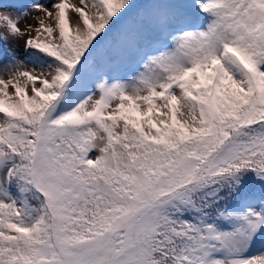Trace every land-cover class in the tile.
<instances>
[{"label":"snow or ice","instance_id":"6c2138e0","mask_svg":"<svg viewBox=\"0 0 264 264\" xmlns=\"http://www.w3.org/2000/svg\"><path fill=\"white\" fill-rule=\"evenodd\" d=\"M0 264H264V0H0Z\"/></svg>","mask_w":264,"mask_h":264},{"label":"rangeland","instance_id":"374dc122","mask_svg":"<svg viewBox=\"0 0 264 264\" xmlns=\"http://www.w3.org/2000/svg\"><path fill=\"white\" fill-rule=\"evenodd\" d=\"M142 1L143 0H141V2ZM42 2L49 3L50 0H42ZM72 2L76 3L77 0H72ZM39 15H41V14L40 13H32V14H30V16L24 22L21 23V25H20L21 29L23 30L26 27V25H28V24L32 25L33 28L37 27L38 26L37 21L32 19V16H39ZM70 15H71V13H70ZM32 35H35V33L33 32ZM27 38L28 37L25 36L24 39H22L18 43H13L11 45V47L17 53L18 57L21 60H24V61L28 62V67H29V69H31L35 62L33 61L32 57L29 55V53H27L25 51V49H24V40H26Z\"/></svg>","mask_w":264,"mask_h":264},{"label":"trees","instance_id":"16d2710c","mask_svg":"<svg viewBox=\"0 0 264 264\" xmlns=\"http://www.w3.org/2000/svg\"><path fill=\"white\" fill-rule=\"evenodd\" d=\"M27 56V55H26Z\"/></svg>","mask_w":264,"mask_h":264}]
</instances>
